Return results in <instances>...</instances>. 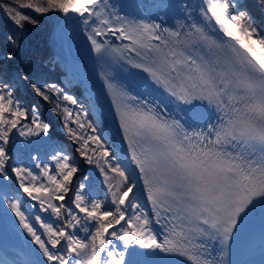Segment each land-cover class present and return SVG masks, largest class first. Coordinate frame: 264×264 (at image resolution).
<instances>
[{"label": "snow or ice", "instance_id": "obj_1", "mask_svg": "<svg viewBox=\"0 0 264 264\" xmlns=\"http://www.w3.org/2000/svg\"><path fill=\"white\" fill-rule=\"evenodd\" d=\"M0 11L15 30L0 62V230L29 238L12 251L0 242V264H233L257 219L264 244V15L248 0H0ZM50 15L98 62L145 74H102L122 155L77 96L14 67L28 26ZM24 88L55 105L91 172Z\"/></svg>", "mask_w": 264, "mask_h": 264}, {"label": "trees", "instance_id": "obj_2", "mask_svg": "<svg viewBox=\"0 0 264 264\" xmlns=\"http://www.w3.org/2000/svg\"><path fill=\"white\" fill-rule=\"evenodd\" d=\"M248 3L251 6L254 15H256L259 20L261 16L264 15L257 6L259 0H248ZM57 23L58 21L55 15H50L43 18L42 23L38 27L28 26L23 35L22 47L18 52L17 60L14 65L15 68L20 69L21 73H23L24 68L28 66L38 70L42 73V75L51 74L59 78L63 73L60 68L61 63H59V66L57 65L54 68L49 67L51 63L49 65L45 64V61L52 59L53 56L49 51H52L54 54L57 51V41L55 39ZM14 31L15 30L10 20L5 16L3 11H0V62L3 60V53L9 48L7 37L13 35ZM26 61H30V64ZM81 92V89L77 86H74L71 90V94L77 96V99L81 95ZM26 98L29 99V97L21 91V99L23 102ZM30 103L32 105H36L39 111L42 112L41 106L37 100L31 99ZM95 124L97 125L96 122ZM65 151L70 156L75 158L68 145H66Z\"/></svg>", "mask_w": 264, "mask_h": 264}, {"label": "bare ground", "instance_id": "obj_3", "mask_svg": "<svg viewBox=\"0 0 264 264\" xmlns=\"http://www.w3.org/2000/svg\"><path fill=\"white\" fill-rule=\"evenodd\" d=\"M115 2L130 5L132 2L128 0H115ZM147 3L149 0H143ZM154 12L153 10H150ZM67 30L66 42L71 53V68L78 71L87 89L89 90L93 101L96 97L101 98L102 103L95 105L96 112L101 115L110 132V136L115 141L118 151L123 147L121 138L116 135V127L110 116H105L109 111V101L107 89L103 80V73L112 76L117 73L118 65L103 64L95 59V53L90 51V42L87 41L85 35L79 29L65 28ZM114 39V38H110ZM117 44V40L114 41ZM120 155L122 153L119 151Z\"/></svg>", "mask_w": 264, "mask_h": 264}, {"label": "rangeland", "instance_id": "obj_4", "mask_svg": "<svg viewBox=\"0 0 264 264\" xmlns=\"http://www.w3.org/2000/svg\"><path fill=\"white\" fill-rule=\"evenodd\" d=\"M58 32H59V36H57L56 37V41H57V43H60V44H62L63 46H64V48L66 49V52H68V46H67V43H66V35H67V30L63 27V26H60L59 28H58ZM66 69H67V71H69L70 72V69H69V62H67V64H66ZM76 73V76H78L79 77V73L76 71L75 72ZM79 74V75H78ZM74 75V74H73ZM80 78V77H79ZM81 80V79H80ZM77 81H79V79H77ZM84 85V84H83ZM85 86V85H84ZM85 89H86V86L84 87ZM87 96L89 97V98H91L89 95H88V93H87ZM89 101V104L90 105H93L92 107H91V111L92 112H94L97 116H98V118L100 117L101 119H102V117L96 112V110H95V106H94V102H92L91 100H88ZM106 124H103V126L101 127L102 128V130L103 131H105V134H106V138H109V133H108V131H107V129H106V126H105ZM111 141V140H110ZM23 235H24V237H25V239H26V234H24L23 232H22V230L20 231ZM0 234H4V235H6L7 237H9L10 239H11V242L12 243H15L16 242V240H15V238H14V236H13V234H12V229L10 230V231H8V232H4L3 230H0Z\"/></svg>", "mask_w": 264, "mask_h": 264}]
</instances>
